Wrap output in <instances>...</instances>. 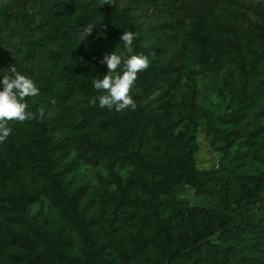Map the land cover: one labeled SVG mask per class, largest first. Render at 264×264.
<instances>
[{
  "label": "trees",
  "instance_id": "1",
  "mask_svg": "<svg viewBox=\"0 0 264 264\" xmlns=\"http://www.w3.org/2000/svg\"><path fill=\"white\" fill-rule=\"evenodd\" d=\"M49 1L50 18L44 15L40 22L45 31L24 32L22 57L58 66L71 55L72 63L60 74V91L51 78L28 69L24 74L40 90L26 98L28 110L43 109L44 117L9 122L12 134L0 144V264H120L151 250L157 251L158 264H264V170L248 175L236 197L224 181L217 211L202 218L188 217L177 198L186 186L204 190L196 158L198 122L193 105L184 110L176 94L195 63L206 65L215 53L214 39L224 40L211 23L220 0H115L102 7L101 0ZM6 13L3 17H11ZM18 19L32 24L36 16L24 12ZM89 24L96 27L84 38L81 32ZM124 31L137 34L133 54L147 56L149 67L132 87L134 111L101 109L98 101L95 106L90 102L104 94L92 81L107 74L100 62L105 54L127 55L120 40ZM233 45L238 47V41ZM250 64L257 79L252 91L232 92L235 109L226 116L204 112L220 150L237 132L225 128L230 119L255 118L253 123L264 127V52L252 55ZM117 71L122 73L123 64ZM4 75L12 74L0 63V90ZM76 95L84 105L68 116V101ZM53 97L62 115L46 110ZM68 123L70 130L63 131ZM263 146L264 139L255 152L264 163ZM81 162L110 172L115 190L100 196L109 210L106 216L96 219L88 208L87 186L70 188L68 176ZM129 166L133 171L123 178L119 170ZM43 199L76 232L80 246L72 234L52 233L30 215ZM119 214L134 220L130 248L121 237ZM214 236L231 244L217 245Z\"/></svg>",
  "mask_w": 264,
  "mask_h": 264
},
{
  "label": "rangeland",
  "instance_id": "2",
  "mask_svg": "<svg viewBox=\"0 0 264 264\" xmlns=\"http://www.w3.org/2000/svg\"><path fill=\"white\" fill-rule=\"evenodd\" d=\"M50 5L49 0H0V63H4L7 70L11 66H16L22 74L28 69L31 75L51 78V82L60 91L62 88L60 74L71 65V55H66L58 66L54 64L42 66L40 63L24 60L21 54L25 46L22 38L24 32L38 35L45 31L40 22L45 20L43 17L48 14ZM4 8H7V13ZM24 12L35 14V22L28 24L18 19ZM4 13L10 14L11 17H3ZM46 17L50 18L49 15ZM211 23L215 26L214 33L223 32L224 40L214 39L211 49L215 53L211 55L206 65L195 63V69L189 75L192 77L191 80L189 77L183 78L182 89L176 94V100L185 106L184 110L193 105L191 107L193 117L198 122L195 132L198 145L196 158L204 190L186 186L177 195L179 205L187 211L188 217L197 214L202 218L205 214H214L219 205L218 192L224 181L229 186L231 196L236 197L245 188L248 175H256L264 170V163L257 157L259 153L255 152L263 142L264 127L259 123L254 124L255 118H245L240 122L230 119L225 128L229 132L235 130L237 132L234 140L223 143V150H220L213 145V135L203 117L207 111L226 116L235 109L236 103L231 100L233 91L237 95L244 89L252 91L251 83L256 82L257 78L251 69V56L258 52L261 57L264 52V0H220ZM248 39L251 40L249 44ZM237 41L239 46L235 47L233 43ZM159 91L162 93V89ZM83 105L81 96H73L68 101L70 109H67L69 110L67 115L75 114ZM45 108L48 112L62 115V109L56 105L48 103ZM69 130V123L65 124L63 131ZM261 148L264 150V146ZM133 169L129 166L120 169L119 172L123 178H127ZM68 181L71 183V189L81 185L88 187L86 204L96 219L107 215L109 210L101 203L100 196L106 191H114L115 185L111 184L110 172L105 167H94L81 162L78 169L68 176ZM30 215L39 225L52 233L72 234L80 246L76 232L62 220L48 199L34 204L30 209ZM116 219L119 220L118 225L121 227V237L126 240L125 248H130L129 240L134 233V220H130V215L127 214H119ZM94 225L98 230L99 225ZM211 240L223 247L231 244L228 242L224 245L219 236H214ZM150 252L142 256L135 255L130 262L120 264H158L157 251Z\"/></svg>",
  "mask_w": 264,
  "mask_h": 264
},
{
  "label": "clouds",
  "instance_id": "3",
  "mask_svg": "<svg viewBox=\"0 0 264 264\" xmlns=\"http://www.w3.org/2000/svg\"><path fill=\"white\" fill-rule=\"evenodd\" d=\"M115 0H101L100 6L113 5ZM94 25L85 26L81 35H91ZM137 34L131 31H124L120 40L123 42L124 53L117 54L115 51L107 53L100 61L107 66V74L102 79H93V87L97 91H102L97 97L91 99V104L101 109L115 110L122 112L125 110H135L136 103L132 98L131 91L135 84L138 73L145 71L149 67V59L143 54H133V41ZM123 64V71L117 69ZM8 71L12 75H4L2 79V90H0V144L6 142L12 134L13 129L9 127V122L16 121L23 123L31 120H42L44 110L36 112L30 111L26 98L36 97L40 90L35 82L28 76L17 71L16 66H11ZM49 103L55 105V98H51Z\"/></svg>",
  "mask_w": 264,
  "mask_h": 264
}]
</instances>
